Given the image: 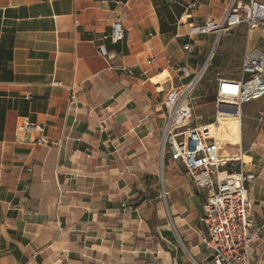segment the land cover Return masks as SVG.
<instances>
[{
  "label": "crops",
  "instance_id": "crops-1",
  "mask_svg": "<svg viewBox=\"0 0 264 264\" xmlns=\"http://www.w3.org/2000/svg\"><path fill=\"white\" fill-rule=\"evenodd\" d=\"M229 1L0 0V264H212L202 245L205 193L179 162L163 157V189L158 174L164 100L214 41L188 36V24L220 20ZM116 21L124 37L114 42ZM232 33L207 68L214 89L239 78L246 46L264 53V25ZM254 105L240 110L241 153L238 133L233 145L236 171L252 176L248 220L259 230L264 97ZM251 262L264 264V230Z\"/></svg>",
  "mask_w": 264,
  "mask_h": 264
},
{
  "label": "built area",
  "instance_id": "built-area-1",
  "mask_svg": "<svg viewBox=\"0 0 264 264\" xmlns=\"http://www.w3.org/2000/svg\"><path fill=\"white\" fill-rule=\"evenodd\" d=\"M161 1L166 4L173 2ZM190 7L194 8L195 3ZM242 24L248 32L264 25V3L230 0L220 20L206 18L198 24H188V36L212 35L213 49L191 80L184 86L172 88L163 103L165 117L161 156L167 155L172 162L181 163L191 183L206 195L201 217L206 233L202 245L208 251L212 264H252L251 243L264 230V218L261 230H253L248 220L252 203L247 183L252 176L236 171L239 156H219L216 142L220 119H235L241 153L240 110L244 105L264 97V53L246 46L239 78L217 79L213 91L215 115L211 121L198 123L193 115L194 103L191 99L218 41L232 36L233 30ZM123 37L120 23L116 21L110 38L117 42ZM191 49L189 44L183 46L186 52ZM182 73L184 77L188 76L185 68ZM22 128L25 131L32 128L41 131L29 122H25ZM162 194L165 197L164 191Z\"/></svg>",
  "mask_w": 264,
  "mask_h": 264
},
{
  "label": "rangeland",
  "instance_id": "rangeland-1",
  "mask_svg": "<svg viewBox=\"0 0 264 264\" xmlns=\"http://www.w3.org/2000/svg\"><path fill=\"white\" fill-rule=\"evenodd\" d=\"M256 1L257 2H262L261 0H256ZM251 37H252V33H250L248 35L249 44H250V40H251L250 38ZM243 42H244V40H243ZM212 49L213 48H212V45H211V48L209 49L206 57L209 55V53H210V51ZM214 54H216V51L214 52ZM210 65H211V63H210ZM210 65L208 66L209 69L211 67ZM207 70L208 69H206V71H205V73L203 75V78L201 79V81H200L198 87L196 88V90H200V87L203 89L204 85L208 84L207 86H209L211 84L210 83L211 79L207 78ZM237 73H239V70H237ZM195 91H194V93H195ZM260 100L253 101V102L247 104L246 106L243 107V109L246 110L245 108L247 106H250V105L255 106L254 104H257V102H259ZM213 101H214V94L212 93V91L210 89L205 90V93L203 94V96H201L200 98H197V99L194 100V103L198 104V106L193 107V109L195 108L194 109V115L201 116L203 121H206L208 118L209 119H213L214 113H215V105H214ZM245 114H246V112H245ZM244 122H245V119H244ZM253 122H254L253 119H251L250 120V125H253ZM237 133H238L237 132V125H235L234 121H229V122L228 121H223L220 124L217 137L219 138V144L221 146V150L223 151L222 152L223 157H225L226 155L229 156L230 153L235 150L236 147H234L232 145L233 144H238L235 141V140H237ZM246 134L244 132V138H243L244 141L243 142H244L245 146H246V143H247ZM220 156H221V154H220ZM164 157H165V160L169 159L167 155L164 156ZM244 160H246V159H244ZM163 161H164V158L161 161V165L159 167V174H158L159 175L158 177L160 179V186H159L160 189H163V185H162V181H161V175H162V170H163ZM193 186L194 185L192 184V187Z\"/></svg>",
  "mask_w": 264,
  "mask_h": 264
},
{
  "label": "trees",
  "instance_id": "trees-1",
  "mask_svg": "<svg viewBox=\"0 0 264 264\" xmlns=\"http://www.w3.org/2000/svg\"><path fill=\"white\" fill-rule=\"evenodd\" d=\"M205 90H207V89H212V90H214L215 91V89H214V86H206L205 88H204ZM228 144V143H227ZM232 145V144H231ZM232 146H234V145H232ZM234 147H236L237 148V146H234ZM236 148H235V150L234 151H232L231 153H230V157H234V156H236L237 154H238V151L236 150ZM221 148H220V153H221Z\"/></svg>",
  "mask_w": 264,
  "mask_h": 264
},
{
  "label": "bare ground",
  "instance_id": "bare-ground-1",
  "mask_svg": "<svg viewBox=\"0 0 264 264\" xmlns=\"http://www.w3.org/2000/svg\"><path fill=\"white\" fill-rule=\"evenodd\" d=\"M223 121H234V123H235V125H237V120H235V119H233V120H231V119H220V124L223 122ZM236 141V140H235ZM216 142H217V147H218V154H219V156H220V145H219V138L217 137L216 138Z\"/></svg>",
  "mask_w": 264,
  "mask_h": 264
}]
</instances>
